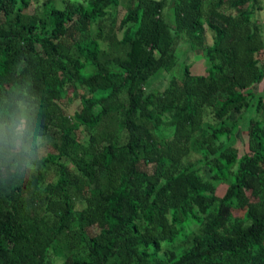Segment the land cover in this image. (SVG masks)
I'll list each match as a JSON object with an SVG mask.
<instances>
[{
	"label": "trees",
	"instance_id": "16d2710c",
	"mask_svg": "<svg viewBox=\"0 0 264 264\" xmlns=\"http://www.w3.org/2000/svg\"><path fill=\"white\" fill-rule=\"evenodd\" d=\"M30 1L0 0V106L40 97V122L26 126L21 148L0 145V264H51L48 250L61 237L70 244L61 264H264V119L247 116L262 107L253 86L264 78L257 58L264 60V27L252 19L261 0H83L62 9L48 3L41 17L24 18L19 11ZM105 21H116L120 34L109 27L101 49L100 31L92 37L89 30ZM179 34L186 51L205 58V74L183 66L161 91L145 90L149 78L175 65ZM76 89L79 109L67 117L61 94ZM239 112L245 115L229 119ZM166 121L171 131L163 138ZM107 123L113 131L99 145L89 136L80 151V129ZM50 126L58 130L54 153L31 173L22 149H32L27 132L42 137ZM240 129L246 150L238 156ZM194 149L209 179L182 163ZM62 158L82 181H92L96 168L105 174L104 188L81 211L70 194L78 180ZM48 165L56 180L39 186ZM216 184L225 185L220 197ZM44 219L55 220L51 228ZM188 221L198 224L189 238L182 232ZM92 225L99 231L88 235ZM162 245L171 250L161 252Z\"/></svg>",
	"mask_w": 264,
	"mask_h": 264
},
{
	"label": "rangeland",
	"instance_id": "374dc122",
	"mask_svg": "<svg viewBox=\"0 0 264 264\" xmlns=\"http://www.w3.org/2000/svg\"><path fill=\"white\" fill-rule=\"evenodd\" d=\"M67 2H77L81 3L83 0H31L30 4L28 7L22 9L19 11V15H21L24 18H37L41 17L44 12V8L48 3H51L53 7L56 9H62ZM259 5L261 7V10L258 12H255L252 16V19L258 24L262 25L261 18L264 17V0H261L259 2ZM124 11L123 8V2L119 4V6L116 8V21H118L119 17L122 15ZM162 16L165 19V22L168 24L171 22L172 16H171V11L168 5L163 9L162 11ZM12 18V16H10ZM113 23L110 25L109 22H101L99 25L93 24L90 27L89 33L93 37L94 35L97 34V31H100V36L97 39L100 48L105 49V42L103 39V36L105 33H107V30L110 29L111 32H114L117 37H119V31L117 29V22ZM210 21L212 23H218V20L214 17L210 18ZM206 20H204V31H203V40L205 45L210 46L212 41H213V33L210 32L206 26H205ZM264 39V35H262ZM174 56H175V65L171 68L169 72H161L158 73L157 75L149 78L146 83L143 84V88L145 90L149 91H161L167 84V81L171 77H178L181 75V71L183 66H187L189 69V72L193 76H198V75H204L205 71L207 70L208 63L206 62L205 58L201 55L199 50L195 51H186V43L184 36L181 34L178 35V40L176 42V45L174 47ZM259 65L264 68V60L261 55L258 57ZM253 91L256 94H259L262 97V107L259 111L258 114L252 112H248L247 116L251 117L253 116L254 118L258 119H264V78L262 81L256 85L253 86ZM81 94L80 89H76L75 91L72 90H67L66 92H63L61 94V98L64 100L66 103L63 108V113L67 117H71L72 114L79 109V100L78 96ZM209 114V109L204 108L203 109V121L206 123H211V120L208 117ZM245 114L242 112L239 113H230L229 114V119L234 120L238 118L239 116H244ZM107 123L106 126H101L96 129H83L81 128L79 133L77 134V140L80 146V151H84L86 147L88 146V141H89V136L93 135L95 136V139L97 140V144L99 145L100 141L104 138L105 132H108L109 134L113 131V126ZM108 128V129H107ZM162 130V136L163 138H168L170 136V125L169 122H165L163 127L161 128ZM46 135L50 141L49 144V149L45 153H54V146L58 143V130L55 127L50 126L46 132ZM45 136V135H44ZM43 137V136H42ZM21 148V146H19ZM238 152V156H240L242 153L245 152L246 150V135L241 129L238 131L236 135V144L234 145ZM22 149H25L24 146L22 145ZM30 152L35 151L32 147L29 148ZM18 150V149H17ZM200 155L198 152L194 149L190 152V154L185 157L182 161L184 165L190 164L191 166H195L199 169L200 175L205 178L209 179L211 174L207 171V169L203 166H201L198 163ZM60 162L64 164L71 175L75 176L78 180L77 185L72 187L70 190L71 194V199L74 203L75 209L78 211H81L82 209L85 208V198L89 197L90 195L97 193L98 191L102 190L106 184L105 181V174L100 170V169H95L94 170V177L92 181H82L80 180L79 173L77 170L74 168L73 164L69 159L62 158L60 159ZM56 180V172L55 168L52 165L46 166L43 171H42V176H41V181L39 183V186H44L47 184H52ZM225 190V185L223 184H216L214 186L213 193L215 196L220 197ZM233 217H241L243 214V211L240 210H235L232 209L231 211ZM45 220V225L48 226V229L51 228L52 224L54 223V219H44ZM197 228L198 224L192 221H188L183 225V234L187 235L189 238V234H195L197 233ZM49 231V230H48ZM47 231V233H48ZM99 229L95 226H89L86 229V232L88 235H94L97 234ZM186 239L185 243L182 244V248L185 247L189 241V239ZM70 246L69 242L66 245V239L65 238H58L51 246L50 249L48 250L47 257L49 258L48 260L50 261L51 264H61L63 257L65 255V250ZM77 247V250L79 251L80 246L75 243V246ZM172 245H162L161 246V252H165L167 250H171Z\"/></svg>",
	"mask_w": 264,
	"mask_h": 264
},
{
	"label": "clouds",
	"instance_id": "9594fccd",
	"mask_svg": "<svg viewBox=\"0 0 264 264\" xmlns=\"http://www.w3.org/2000/svg\"><path fill=\"white\" fill-rule=\"evenodd\" d=\"M39 108V96H34L29 103L19 101L15 107L7 102L0 106V145L19 149L21 141L25 138L26 126L31 124L34 129V126L40 122L35 118V112ZM27 135L33 141L32 147L35 151L29 152L28 149H24L27 154L25 156L26 167L31 173H34L48 151L50 141L46 134L43 137L35 136L33 130L28 131ZM32 159L38 161L37 166H33Z\"/></svg>",
	"mask_w": 264,
	"mask_h": 264
},
{
	"label": "crops",
	"instance_id": "0c3cea01",
	"mask_svg": "<svg viewBox=\"0 0 264 264\" xmlns=\"http://www.w3.org/2000/svg\"><path fill=\"white\" fill-rule=\"evenodd\" d=\"M260 20L262 22V26L264 27V17H262ZM262 35H264V31L262 32Z\"/></svg>",
	"mask_w": 264,
	"mask_h": 264
}]
</instances>
